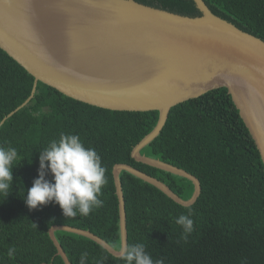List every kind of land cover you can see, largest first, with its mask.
Here are the masks:
<instances>
[{
    "label": "trees",
    "instance_id": "16d2710c",
    "mask_svg": "<svg viewBox=\"0 0 264 264\" xmlns=\"http://www.w3.org/2000/svg\"><path fill=\"white\" fill-rule=\"evenodd\" d=\"M182 15L200 16L193 0H135ZM216 16L264 40V0H203ZM34 77L0 48V121L30 95ZM158 111H119L70 98L37 82L30 101L0 125V146L15 147L21 161L13 167L9 195H0V264H64L48 230L68 225L89 230L119 250V213L112 169L129 164L164 182L182 199L193 193L187 178L136 161L133 147L149 133ZM61 132L77 134L94 147L106 169L103 207L89 216L67 218L59 205L29 210L27 190L37 178L39 151ZM186 170L201 191L182 206L155 186L120 172L125 202L127 244L144 243L164 264H264V165L226 88L211 90L173 106L159 135L140 151ZM51 181V175L46 176ZM193 211L194 231L187 242L175 223ZM71 264L87 252V264H124L86 237L55 231ZM15 247L13 259L6 255Z\"/></svg>",
    "mask_w": 264,
    "mask_h": 264
},
{
    "label": "water",
    "instance_id": "95a60500",
    "mask_svg": "<svg viewBox=\"0 0 264 264\" xmlns=\"http://www.w3.org/2000/svg\"><path fill=\"white\" fill-rule=\"evenodd\" d=\"M200 16L178 14L135 0H0V48L37 82L75 100L119 111H158L154 128L132 149L138 162L187 178L182 199L164 182L125 163L113 166L120 245L127 244L120 172L155 186L174 202L192 205L201 185L184 169L141 154L164 127L170 109L211 90L226 88L264 165V40L193 0ZM74 233L118 251L89 230L53 225L48 234L64 264H71L55 231Z\"/></svg>",
    "mask_w": 264,
    "mask_h": 264
},
{
    "label": "clouds",
    "instance_id": "9594fccd",
    "mask_svg": "<svg viewBox=\"0 0 264 264\" xmlns=\"http://www.w3.org/2000/svg\"><path fill=\"white\" fill-rule=\"evenodd\" d=\"M21 157L15 147L0 146V195L6 198L11 191L12 169ZM37 178L27 190L24 202L28 209H38L51 203L59 205L62 215L75 218L87 217L95 209L103 207L100 199L107 184L106 169L94 147H85L77 134L61 132L59 139L51 140L39 151ZM51 175L49 181L46 176ZM193 211L181 214L175 223L182 228L181 239L187 242L194 231ZM117 258L124 264H164L163 259L154 260L146 251L144 243L118 245ZM16 249L11 247L6 255L13 259ZM88 253H81L79 264H87ZM104 264V260L97 261Z\"/></svg>",
    "mask_w": 264,
    "mask_h": 264
}]
</instances>
